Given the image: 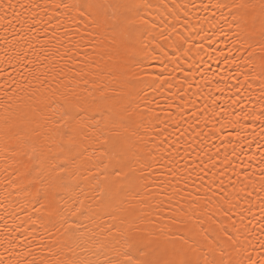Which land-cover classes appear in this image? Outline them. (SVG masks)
Masks as SVG:
<instances>
[{
    "label": "bare ground",
    "instance_id": "obj_1",
    "mask_svg": "<svg viewBox=\"0 0 264 264\" xmlns=\"http://www.w3.org/2000/svg\"><path fill=\"white\" fill-rule=\"evenodd\" d=\"M4 2L8 3V0ZM57 2L59 0H11L12 4L17 5L15 9H0V38L7 37L11 41V32L16 26L13 12L22 16L39 14L44 23L36 27L47 28L49 34L53 28L48 23V17H52L51 24L60 29L58 36L64 34V28L70 31L79 29L76 36L78 46L68 53L71 59L62 61L72 71L67 73L68 79L61 83V90L67 91L74 87L81 95L91 91L97 98L101 97L103 90L106 96L114 97L122 78L120 57L114 51L118 45L112 42L110 35L97 37L90 26L85 28L87 21L72 19L77 16L75 11L69 12L63 7L53 9L51 5ZM138 2L151 5L143 12L149 20L155 17L156 27L145 28L142 42L138 45L140 55L135 58L137 69L142 71V79L151 86H146L147 95L142 94L143 98L139 100L141 107L137 109V115L133 116L134 123L131 126L103 130V137L110 140L109 145L102 142L99 131L96 136L89 132L87 138L80 136L70 144L59 134L54 123L58 116L53 110H47L44 116L17 110L15 106L20 103L19 99L14 97L9 100L4 93L12 90L7 87L10 79L19 80V65L16 71L5 67L0 72V85L5 86L0 88V98H3L4 104V107H0V114L5 113L6 108L12 113V133L7 138L4 135L5 122L0 120V216L5 217L0 220V227L9 229L8 236L14 238V244L23 241V244L12 247L9 252V245L0 238V258L21 261L32 259V256L18 255L32 249L36 264H42L47 250L53 247V237L40 227L39 217L43 211L36 209L43 200L32 193L46 188L65 161H68L69 172L80 177L77 183L89 191L91 198L88 204L98 210L96 223L84 221L90 229L97 231V238L102 235L101 228L105 221L109 224L118 223L104 215L109 203L120 205L122 202L132 213L128 216L132 227L138 226L144 230L141 235L151 232L159 236L162 242L168 237L182 235L180 226L170 220L171 210L177 204L175 200L168 201L164 194L165 191H172L169 184L172 179L169 174L170 160L173 169H180L182 177L195 180V187L189 183L183 193L186 200L191 199L188 193L196 196L195 188H200L202 184L204 187L211 186L216 192L214 199L221 195L222 187L230 199L240 200L241 208L237 211L243 210L244 216L252 219L255 226V232L249 235L250 244L245 243V247L254 259L261 258L259 254L264 251L261 248L264 233L260 229L261 203L264 202V164L261 163L264 159V128L261 127V120L255 119V116L264 109V83L259 79L247 78L251 65L244 64L241 53L236 50L238 45H233L229 39L232 30L220 18L221 11L211 7L220 0ZM35 3L49 7L47 10L20 7L21 4ZM173 3L180 7H173ZM224 12L227 14V10ZM57 20L62 23V27ZM9 21H12L11 25ZM161 31L168 36L167 40L160 36ZM178 35L183 37V41L173 47ZM39 36V44H43L44 33H39ZM157 43L163 46V52L156 46ZM8 46L10 44L6 45L0 39V50ZM69 47L72 46L66 45L62 52ZM8 73H11V77ZM114 102L106 101L105 106ZM9 104L13 107L8 108ZM82 115L87 116L89 128L97 130L103 126L99 113ZM245 116L248 119H244ZM97 121H101V124L98 125ZM237 133L243 143H240ZM176 141L178 143L173 146ZM137 149L141 161L145 162L143 168L137 165L138 170L134 174L140 187L132 190L128 181H125V186L119 191L106 193L103 198L97 197V188L115 187L117 181L111 172L116 159L123 156L127 161ZM149 153L155 156V160L150 159ZM29 155L31 160L28 159ZM147 163H152L154 167H147ZM25 164L36 169L27 178L21 175ZM105 164H109L107 169L104 168ZM196 164L200 167L196 168ZM98 172H107L108 180L98 177ZM189 173H192L190 177ZM241 187L245 189L244 192L240 191ZM199 195H204L203 190ZM249 204L251 212L247 210ZM101 215H104L103 220L100 219ZM34 220L36 223L32 222ZM208 223L205 218L203 226L207 227ZM97 224L101 227L97 228ZM118 226L122 229L129 227L127 223ZM56 239L64 238L58 234ZM169 243L178 242L173 239ZM116 247L119 248L120 244ZM66 255H80L99 261L100 264L120 258L113 250L92 255L81 249L69 253L65 248L61 251V257Z\"/></svg>",
    "mask_w": 264,
    "mask_h": 264
},
{
    "label": "snow or ice",
    "instance_id": "obj_2",
    "mask_svg": "<svg viewBox=\"0 0 264 264\" xmlns=\"http://www.w3.org/2000/svg\"><path fill=\"white\" fill-rule=\"evenodd\" d=\"M168 7V5H164ZM173 7H180L173 3ZM17 7L8 0H0V9L13 10ZM20 7L29 9L47 10L46 4H21ZM53 9L61 7L69 12L77 13L74 20L87 21L85 28L89 26L95 31L97 37L108 34L112 37V42L118 45L119 66L122 69V78L119 82V90L114 97H108L102 90L101 97L97 98L93 92L87 95H81L76 88H68L67 91L61 90V83L68 79L67 73L72 71L62 61L66 58L71 59L68 53L72 48L78 46L76 36L79 29L70 31L64 28L63 35H57L60 30L56 25H52V17H48V23L53 31L49 34L47 28H38L36 25L44 23L39 14L22 16L18 12H13V19L16 21L15 30L11 32V41L3 37L6 45L0 50V72L5 67H11L14 71L19 65L17 71L18 81L10 79L9 85L11 92H5L4 95L9 100L17 97L20 101L15 108L17 110H26L28 112L39 113L41 116L46 114L47 110H53L58 116L54 121L59 134L66 139L68 143H74L80 136L87 138V133L91 132L96 136L97 131L103 137V130L108 127H129L134 123L133 116L137 115V109L141 107L139 100L143 95H147L146 86H151L149 82L142 79V71L136 67V57L140 55L138 45L142 42V36L146 27L155 28V17L149 20L148 15L143 9L152 7L151 5L141 4L138 0H59L51 5ZM221 11V19L225 21L228 28L232 31L229 39L233 45H238L237 51L241 53V58L246 66L251 65L247 73V78L259 79L264 83V0H220L211 6ZM224 10H227L225 14ZM216 13L213 12V16ZM58 24L62 23L57 20ZM12 24V21H9ZM175 28V25L172 26ZM223 30V26L222 29ZM43 32L45 40L39 44V33ZM91 34V33H90ZM160 36L167 40L168 36L161 31ZM232 37H235L233 40ZM81 39L83 37L81 36ZM183 37L178 35L173 47L179 46ZM66 45H71L67 51H63ZM161 52L164 51L160 43L156 45ZM10 53V54H9ZM167 55V53H165ZM11 77V73H8ZM247 78L245 83H247ZM5 87L0 85V88ZM143 94V95H142ZM3 98H0V107H4ZM116 101L105 106L106 101ZM8 108L13 105L9 104ZM99 113L103 126L97 130L88 127L86 115ZM144 115V113H139ZM12 113L0 114V120L4 123V135L7 138L12 133L10 127ZM244 119H248L247 116ZM255 119L261 120V127L264 128V109L255 116ZM97 121V124H101ZM100 138V137H97ZM240 139V134L237 133ZM166 139V138H165ZM102 142L105 145L110 144L107 137H103ZM154 142V141H153ZM164 143L163 140L160 141ZM178 143L174 142L173 146ZM231 143V142H230ZM240 143L243 140L240 139ZM34 151V150H33ZM178 151V149H177ZM235 151V147H233ZM107 154V153H105ZM149 157L155 160V156L149 153ZM32 159L31 155L28 157ZM68 161L57 170V174L52 178L46 188L35 190L32 194L40 196L43 200L37 211H43L39 217L40 227L53 237V247L47 250V256L42 264H100L99 261L81 257L80 255H66L61 257V251L65 248L69 253L75 249H81L85 253L96 255L108 250L116 251L120 257L116 260H108L107 264H264V251L260 259H254L245 247V243L250 244L249 235L255 232V226L252 219L244 216L240 200L230 199L221 187V195L216 197V192L211 186L195 188L196 196L191 193L190 201L186 200L185 193L188 184L192 183L195 187V180L180 175V169H173L172 162L169 161V174L172 179L169 181L172 191H165L168 201L175 200L177 207L172 211L170 220L173 224L180 226L182 235L168 237L163 242L159 236L151 232L144 235L140 233L144 230L132 227L128 216L132 215L128 207L114 203H109L105 210L110 220L118 223L104 222L101 228L102 235L96 230L90 229L85 220H92L96 223L98 210L93 209L88 204L90 197L89 191L80 186L77 181L79 176L76 173H70L67 167ZM111 163V161L109 162ZM264 164V159L261 161ZM137 165L143 168L145 162L139 157V149L132 152L130 158L125 161L123 156L116 159L112 165V177L116 178L115 187L102 186L96 189L97 197L103 198L106 193L116 192L125 186L135 190L140 184L135 177ZM109 164H105L107 169ZM147 167L152 168V163H147ZM196 168L200 165L196 164ZM36 171L30 164L24 165V171L21 173L24 177H30ZM264 172V169H262ZM192 173H189V177ZM239 175V174H237ZM107 181L109 176L107 172L97 173ZM247 180V176L244 177ZM19 179V177H18ZM203 180V177H200ZM223 182H221L222 185ZM183 185V187H177ZM203 190L204 195H199ZM241 187L240 191L244 192ZM211 192V195H209ZM67 194V196L65 195ZM251 195V193H247ZM184 201V203H181ZM248 203V202H245ZM35 207V205H33ZM159 208V204L156 205ZM251 212L249 204L248 209ZM262 218L260 221L261 233H264V202L261 203ZM104 215L100 219H104ZM238 217V219H237ZM207 218L208 226L204 227V219ZM5 217L0 216V220ZM247 219V223H245ZM195 221V223H192ZM36 223V221H32ZM128 224L127 229H122L119 225ZM101 226L97 224V228ZM15 231V229H12ZM26 231V230H25ZM9 229L0 227V238L9 245L8 251L12 247H19L23 244H14L13 237L8 236ZM64 239H56L57 235ZM18 239V238H15ZM175 239L178 243L170 244ZM120 244L117 248L116 245ZM264 249V244L261 245ZM18 255L32 256V259L23 261L5 260L0 258V264H36L34 250L28 249Z\"/></svg>",
    "mask_w": 264,
    "mask_h": 264
}]
</instances>
